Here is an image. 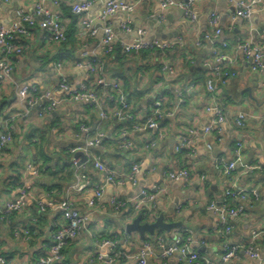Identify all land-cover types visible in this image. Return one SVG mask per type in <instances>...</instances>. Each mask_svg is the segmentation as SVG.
<instances>
[{
    "label": "crops",
    "instance_id": "1",
    "mask_svg": "<svg viewBox=\"0 0 264 264\" xmlns=\"http://www.w3.org/2000/svg\"><path fill=\"white\" fill-rule=\"evenodd\" d=\"M82 1L58 0L56 5L50 7L48 4L47 7L68 25L70 17L65 9ZM90 1L89 17L94 19L108 0ZM116 1L136 2L129 15L118 12L111 17L110 25L116 41L174 42L181 39L182 46L176 45L160 53L141 50L130 55L102 54L107 64L105 81H118L128 93L133 118L123 122L110 118L101 122L98 113L81 102L63 103L50 113L39 116V105L27 109L16 100L17 86H36L39 92H43L57 88L60 78H66L73 86L81 83L95 86L93 75L76 66L83 53L82 41L76 36L74 44L63 45L45 39L40 29L33 27L31 35L21 40L23 52L14 59L11 79L4 83L0 94V103H3L0 133L6 117H15L12 121L13 140L0 157V202L12 200L17 187H25L28 196L24 212L0 218V256L5 259V264H38L46 257L53 245L52 233L66 222L58 209L49 208L42 213L37 203L58 202L68 196L74 208L88 216L89 222L67 243L60 264H108L106 260L113 253L117 258L110 264H137L136 256L144 243H152L158 252V237L168 239L184 230L191 249L198 251L201 257L218 262L224 240L219 233L217 212L208 207L211 204L219 207L226 201L230 205L239 204L238 200L226 199V191L243 187L256 189L259 197L246 201L244 213L230 219L232 230L228 241L246 245L252 233L258 232L255 244L260 256L264 257V85L262 75L252 69V58L238 47L244 42L264 47V4L249 18H233L237 0H202L193 6L196 18L191 21L179 7L162 9L160 0ZM37 2L0 0V25L17 21L21 12L33 14ZM212 14L217 19L215 25L210 21ZM78 21L79 17L75 32L79 30ZM124 22L129 25L128 33L121 28ZM216 29L221 31L216 39L202 41L204 35L214 34ZM200 40L202 46L197 44ZM223 42L226 47L220 52L226 57L222 63H216L212 50ZM87 43L95 45L91 39H87ZM204 61L210 64L209 69H203ZM58 63L61 65L59 71L54 67ZM163 63L172 65L176 75L165 74L161 70ZM218 65L234 75L226 83H222L223 76L215 77L216 89L211 93L206 89L205 81ZM194 70L204 72L203 81H194L191 76ZM187 85H194V89L185 95L174 116L159 122L155 131L143 129L144 118L152 104L161 97L162 108L175 106L177 92ZM110 96L109 91L102 95V104L107 108L112 106ZM216 109H221L223 121H218ZM239 112L248 115L242 127L234 123ZM81 124L88 127L87 133H81ZM122 127L127 132L125 139L133 144L126 153L117 144ZM192 129L196 134L189 133ZM99 131L105 133L104 141L91 152L115 168L121 183L106 184L104 175L94 169L90 159L86 173L92 184L80 191L69 190L74 180L73 167L65 169L63 163L70 160L67 156L70 148L84 145ZM180 135H188L191 150L175 151ZM238 143L241 145L240 157L235 155ZM230 162H235V168L226 174L221 163ZM135 163L139 170L135 176L137 183L133 185L129 175ZM182 168L190 172L188 181L167 177L168 172ZM95 184L104 185V194L100 202L93 205ZM156 187H164L166 192L158 193L152 202L147 203L151 216L145 217L143 222H153L162 214L166 223H181L182 226L169 232L156 230L154 235L146 234L144 239L138 233H127L126 224L140 212L136 214L130 209L115 211L111 201L114 198L142 199L141 191L151 193ZM104 240L117 241V247L100 245ZM257 263L241 249L228 264ZM147 264L180 263L177 256L164 259L153 256Z\"/></svg>",
    "mask_w": 264,
    "mask_h": 264
},
{
    "label": "built area",
    "instance_id": "2",
    "mask_svg": "<svg viewBox=\"0 0 264 264\" xmlns=\"http://www.w3.org/2000/svg\"><path fill=\"white\" fill-rule=\"evenodd\" d=\"M33 14L21 12L18 20L12 22L7 26L0 25V94L1 89L8 80L11 79V72L13 68L14 59L20 56L23 52L22 41L31 35L33 27H38L43 33L44 38L56 43H65L67 41L66 25L60 16L51 10L50 7L56 5L58 0H37ZM202 0H160L162 9L168 7H179L184 14L191 20H195V15L192 11L193 6ZM51 5L47 7V5ZM233 18H249L252 13L260 5L264 4V0H237L234 3ZM92 6L90 0L74 3L71 5V12L79 17V30L76 32V37L82 41V58L76 62L79 69L88 71L94 77L95 86L91 87L86 83H81L78 86H73L66 78H60V82L55 89L45 90L39 92L36 86L30 88L17 86L16 100H18L24 108H31L39 105V116L50 113L55 108L63 103L81 102L89 105L94 111L98 113L101 122L107 121L110 118L123 122L127 119H132L130 113L131 104L127 101V95L121 88L118 81L107 82L104 77V61L103 55H109L114 49L120 48L122 54L130 55L137 53L141 50H151L155 52H165L177 46H182L181 39L174 42L169 41H116V37L112 31L110 20L111 17L118 12L129 15L136 7V2L130 4L118 2L116 0H108L102 12L97 18L89 17V10ZM216 16L211 15L210 21L213 25L216 23ZM122 30L125 33L130 32L127 22L122 24ZM220 29H216L214 34H206L203 36L206 41H212L220 35ZM87 39L95 41V45L91 46L87 43ZM202 41L197 42L202 46ZM226 43L223 42L218 47L212 50L213 61L222 63L226 55L220 52L221 48H225ZM241 51L252 58V69L258 72L263 77L264 85V47L263 45H255L250 42H244L238 45ZM209 63L204 61L202 67L209 69ZM55 69L60 70V63L55 64ZM60 67V68H59ZM162 71L170 77L176 75L175 69L169 63L162 64ZM227 68L215 67L210 77L205 81L206 89L213 93L216 89L215 77L223 76L222 83H226L228 79L233 76ZM194 89V85L185 89H181L176 94V104L171 110L163 111L161 107V97L152 104L150 110L144 118V128L156 130L159 126L157 119L173 117L176 110L184 102L185 95ZM109 91L111 94L110 100L111 107L107 108L102 104V95ZM58 92V94H57ZM109 109V110H108ZM26 111V110H25ZM28 110L26 111V113ZM218 121H223L221 109H216ZM23 117H25L23 115ZM14 115H8L4 120L3 132L0 133V157H2L9 148L13 140L14 126L12 121ZM248 115L244 112H239L234 118V123L237 127H242L247 120ZM263 132H264V119H263ZM209 129V128H207ZM81 133H87L88 127L81 124ZM125 127L120 128L119 137L117 142L118 148L122 151L132 149V142L125 139ZM190 134H196V130L189 131ZM105 138V133L99 131L94 139L87 140L84 145L71 147L69 150L71 156V163L73 167L74 180L71 183L69 190H83L86 186L92 184L91 178L86 173V164L92 159V166L104 175L105 183L109 185L120 184L122 179L119 173L112 166L106 164L100 159H97L91 152V149L101 145L102 140ZM153 142V141H152ZM151 145V144H150ZM147 145V147H150ZM191 142L188 135H180L175 147L176 152L191 150ZM76 153H82L86 157V161L80 163V157H75ZM236 157L241 156V145L237 144L235 150ZM88 161V162H87ZM226 174H230L235 168V162L221 163ZM139 170V165L136 163L132 165L129 180L133 185H136V173ZM34 174L36 172L34 171ZM167 177L172 180H185L190 179V172L187 169H179L167 173ZM94 197L92 199L93 205L100 202L104 194V185H93ZM164 187H156L153 192L149 193L141 191L142 199L124 200L114 198L111 201V206L115 211L124 212L130 209L134 213L142 212L144 217H150L151 208L147 203L152 202L158 193H165ZM27 191L25 187H17L16 196L9 201L0 202V218L6 219L14 213H22L26 210ZM259 193L256 189L232 187L226 191V199L232 201L238 200L239 204L230 205L227 201L217 207L211 204L208 209L215 210L219 219V233L224 240L223 251L218 262L201 257L198 251L189 247V237L187 231H180L173 234L170 238L165 239L158 237L156 243L159 251L153 249L152 243H144L141 251L137 254V264H147L148 260L156 256L157 258L164 259L170 256H177L180 264H228L236 257L241 249L251 258L256 260L257 264H264V257H261L255 244V238L258 232H253L251 240L246 245L232 244L228 241L229 234L231 233L232 226L230 219L236 218L244 213V203L250 199H257ZM37 208L40 212L44 213L49 208L58 209L63 215L66 225H61L55 228L52 233L53 245L50 253L46 257L40 259L38 264H60L62 260V252L67 243L76 237L82 229L88 225L89 218L87 215L80 213L74 206L70 198L67 196L64 200L54 202L49 200L46 202H38ZM102 246H109L113 249L117 247V241L104 240L100 243ZM113 252V250H112ZM117 254H112L106 262L113 263ZM0 264H5V259L0 256Z\"/></svg>",
    "mask_w": 264,
    "mask_h": 264
},
{
    "label": "trees",
    "instance_id": "3",
    "mask_svg": "<svg viewBox=\"0 0 264 264\" xmlns=\"http://www.w3.org/2000/svg\"><path fill=\"white\" fill-rule=\"evenodd\" d=\"M65 9V8H64ZM66 10V14H67V16H68V18L70 17V23H68V25H67V23H66V34H67V41L65 42V43H63V45H66V44H68V46H70V43H72V44H74L75 43V41H76V29H75V25L77 24V16L76 15H74L72 12H71V7L70 8H66L65 9ZM68 42V43H67ZM64 50H66V49H64ZM145 51V50H144ZM147 51V50H146ZM149 51V50H148ZM116 53H119V54H121V55H123L122 53H121V51H120V48H117L116 47V49H114L113 51H112V53L111 54H109V55H114V54H116ZM106 55V54H105ZM48 62H50V61H48ZM107 66V64H105V61H104V70H105V67ZM202 69V68H201ZM203 69H205V68H203ZM202 69V70H203ZM161 70H162V65H161ZM204 71V70H203ZM203 71H201V70H194V72L191 74V76H192V78H195L194 79V81H203L204 80V72ZM105 72V71H104ZM184 77V76H183ZM184 81H185V77H184ZM192 84V83H191ZM189 86H192V85H187V86H184V87H181V89H185V88H187V87H189ZM125 92V91H124ZM125 94L127 95V101L131 104V101H130V98H129V95H128V93H126L125 92ZM182 105V104H181ZM180 105V106H181ZM91 110H93V108L91 107V106H89V105H87ZM163 111H168V110H171L173 107H171V105L170 106H168V108H162V104H161V107H160ZM3 110V103H0V112ZM130 113H131V111H130ZM164 119L165 118H160V119H157V121L158 122H162V121H164ZM104 141V139L102 140V142ZM129 150H127V151H125V153L126 152H128ZM69 155H67V156H69V158H70V160L68 161H66V162H64L63 163V166L65 167V169H69V167L71 166L72 167V163H71V156H70V153H68ZM70 174V171L68 172V175ZM143 212V211H142ZM142 212H140V214H143ZM143 218L145 219V217L143 216ZM65 248V247H64Z\"/></svg>",
    "mask_w": 264,
    "mask_h": 264
},
{
    "label": "water",
    "instance_id": "4",
    "mask_svg": "<svg viewBox=\"0 0 264 264\" xmlns=\"http://www.w3.org/2000/svg\"><path fill=\"white\" fill-rule=\"evenodd\" d=\"M75 157H80V163L86 161V157L82 153H76ZM142 214H138L131 223L126 224L125 231L127 233H138L139 236L144 239L146 234L154 235L156 230H164V231H171L177 227H181V223H166L164 220V216L161 214L159 215L153 222L145 221L143 222Z\"/></svg>",
    "mask_w": 264,
    "mask_h": 264
}]
</instances>
